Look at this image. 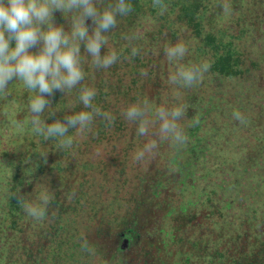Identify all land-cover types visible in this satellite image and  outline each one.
I'll list each match as a JSON object with an SVG mask.
<instances>
[{
	"label": "trees",
	"instance_id": "16d2710c",
	"mask_svg": "<svg viewBox=\"0 0 264 264\" xmlns=\"http://www.w3.org/2000/svg\"><path fill=\"white\" fill-rule=\"evenodd\" d=\"M128 2L101 50L117 62L98 69L82 45L84 80L47 97L41 116L87 110V87L111 123L70 129L72 146L60 148L33 130L34 91L16 79L0 94V264H264V0H162L163 15L153 0ZM76 15L56 11L55 23L70 31ZM178 40L188 48L180 64L210 65L192 87L168 84L177 62L164 49ZM143 99L153 113L185 106L184 145L137 134L122 110ZM149 139L155 155L138 164ZM42 191L52 199L38 221L16 196L36 203Z\"/></svg>",
	"mask_w": 264,
	"mask_h": 264
},
{
	"label": "clouds",
	"instance_id": "9594fccd",
	"mask_svg": "<svg viewBox=\"0 0 264 264\" xmlns=\"http://www.w3.org/2000/svg\"><path fill=\"white\" fill-rule=\"evenodd\" d=\"M153 6L160 9L161 15L167 10L162 0H153ZM222 6L225 11L230 10L227 3ZM56 11L78 13L70 31L55 23ZM131 11L128 0H113L102 9L97 7V0H0V94H6L9 83L16 79L36 93L29 106L36 134L45 140L59 138L60 148H70L73 143V138L68 135L70 129L81 133L90 130L96 117L109 123L113 121L110 113L102 112L94 105L96 91L87 87L79 96L80 104L87 110L64 115L63 120L54 119L51 123H46L41 116L51 103L47 97L53 96L55 91L71 90L84 80L86 57L82 55V45L83 52L98 69H107L117 62L119 57L114 49L109 48L101 54L102 48L108 45L105 33L116 27L118 17L127 16ZM89 18L91 27L86 24ZM187 53L188 48L179 40L165 47L164 55L177 62L176 71L169 76V85L192 87L208 71L210 65L207 63L187 67L180 64ZM132 55H137V49H132ZM142 75L147 73L142 72ZM175 99L179 101L180 97L177 95ZM122 115L129 123L138 124V135L171 140L177 146L187 141L178 123L185 116L182 104L171 108L160 106L153 113L149 101L143 99L129 104L122 110ZM233 116L243 122L239 112H234ZM157 123L158 128L153 131ZM157 147V139H149L134 154V159L138 164L143 163L155 155ZM16 198L24 212L39 221L46 217L52 195L42 191L36 203L21 194Z\"/></svg>",
	"mask_w": 264,
	"mask_h": 264
},
{
	"label": "water",
	"instance_id": "95a60500",
	"mask_svg": "<svg viewBox=\"0 0 264 264\" xmlns=\"http://www.w3.org/2000/svg\"><path fill=\"white\" fill-rule=\"evenodd\" d=\"M125 245H126V241L124 239H122V241H121V247L124 248Z\"/></svg>",
	"mask_w": 264,
	"mask_h": 264
},
{
	"label": "rangeland",
	"instance_id": "374dc122",
	"mask_svg": "<svg viewBox=\"0 0 264 264\" xmlns=\"http://www.w3.org/2000/svg\"><path fill=\"white\" fill-rule=\"evenodd\" d=\"M148 34H151L150 32H147ZM127 247V242H126V246H125V248ZM173 260H176L177 259V256H174L173 258H172Z\"/></svg>",
	"mask_w": 264,
	"mask_h": 264
}]
</instances>
